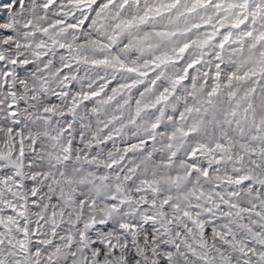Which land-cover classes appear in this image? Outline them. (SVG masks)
Returning <instances> with one entry per match:
<instances>
[{
    "label": "snow or ice",
    "instance_id": "1",
    "mask_svg": "<svg viewBox=\"0 0 264 264\" xmlns=\"http://www.w3.org/2000/svg\"><path fill=\"white\" fill-rule=\"evenodd\" d=\"M0 264H264V0H0Z\"/></svg>",
    "mask_w": 264,
    "mask_h": 264
}]
</instances>
